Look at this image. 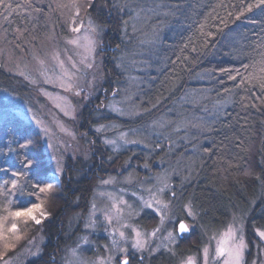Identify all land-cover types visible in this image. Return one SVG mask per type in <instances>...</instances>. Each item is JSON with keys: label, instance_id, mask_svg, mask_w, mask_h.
<instances>
[{"label": "trees", "instance_id": "trees-1", "mask_svg": "<svg viewBox=\"0 0 264 264\" xmlns=\"http://www.w3.org/2000/svg\"><path fill=\"white\" fill-rule=\"evenodd\" d=\"M7 3L14 10L5 13L0 8V45L6 53L16 56L28 55L46 43L52 33L69 35L70 22L76 18V8L69 5L73 0ZM254 3L255 0H93L91 8H82L99 27L105 46L107 95L120 90L132 76L142 80L136 100L142 114L135 126H148L150 120L157 121L171 112L201 118L198 125L194 120L189 124L192 138L179 150H188L193 163L180 168L171 178L179 196L175 207L180 217L186 219V203L197 213L196 240L199 225L220 228L236 213L246 217L250 234L255 236L257 228L264 229V93L252 86L254 82H245L252 73L260 75L259 69L264 66V6L245 11L236 19L241 10ZM135 11L140 12V18L148 15L141 19L142 27L138 22L142 33L133 32L130 25ZM23 82L0 62L1 90L17 93ZM90 118L92 122L87 121L86 127L89 130L95 124L94 116ZM103 120L120 121L116 116ZM90 135L96 139L93 131ZM158 139L165 142L162 137ZM166 141L169 144L165 142L163 147L161 142L151 146L155 148L152 154H148L149 149L134 155L132 151L114 152L98 139L101 146L91 158L92 168L83 166L81 160H69L62 178L66 187L40 194L43 201L50 199L52 215L45 222L47 243L43 256L29 264H56L54 256L70 243L68 221L85 209L99 174L117 175L129 161L130 167L142 176L141 165L148 163L154 169L155 161L166 159L173 144L169 138ZM25 144L28 146L21 147ZM193 147L196 155L190 153ZM28 161L32 162L31 168L25 167ZM248 170L252 175H244ZM12 171L26 174L28 191H35L27 181L37 173L51 177L40 134L21 118L6 115L0 117V183L13 179ZM10 198L12 207L17 206V200L40 202L35 196L21 197L19 193ZM0 202L6 203V198L0 196ZM153 217L146 212L140 222L147 225ZM198 250L199 245L185 237L174 252L152 255L150 264H173Z\"/></svg>", "mask_w": 264, "mask_h": 264}, {"label": "rangeland", "instance_id": "rangeland-1", "mask_svg": "<svg viewBox=\"0 0 264 264\" xmlns=\"http://www.w3.org/2000/svg\"><path fill=\"white\" fill-rule=\"evenodd\" d=\"M84 3L85 1L79 0L80 5ZM82 8L83 6H80L79 16L75 14L76 23L73 24V20L70 22L69 35L63 37L52 33L46 43L34 48L28 55L16 56L11 52L6 53L4 46L0 45V62L4 63L9 73L24 80L17 93L0 89V117L6 115L19 117L40 134L51 176L56 174L59 177V184L54 191L66 187L62 178L66 174L69 160L73 163L81 160L82 165L89 168L94 166L91 158L97 146H101L97 143L98 139L114 152L132 151L134 155L149 149L148 154L150 152L152 154L155 148L151 149V146L154 147L161 142L159 137L165 142L169 138L173 144L165 160L159 159L153 163L156 166L154 169L148 163L141 165L142 176L136 173V169L130 167L129 161L117 175H98L100 177L95 182L85 209L72 215L68 221L67 236L70 243L63 248L62 253L54 256L57 258L56 264H99L100 260L108 264L110 256L113 257L111 264H118L117 260L121 261L125 253L113 246V238L128 249L127 255L133 253L138 257L148 258L161 251L174 252L181 239L177 232L178 223L181 221H185L189 227V232L183 237H187V241H191L195 246L199 245V250L173 264H187L189 257L195 264H203L205 247L209 248V264H212L211 256L215 254L216 241L229 226L240 229L247 242L244 264H264V241H260L256 234L254 236L249 233L246 217L240 213L233 214L229 222L220 228L199 225L197 229L199 239L196 240L194 233L199 221L197 213L191 208L195 218L188 216L186 208L191 205L186 203L183 207L186 219L180 217L181 214L175 207L179 196L173 188L171 178L180 168L193 163L187 155L188 150L184 152L179 150L182 148L181 144L187 145L192 138V133L188 130L189 124L194 120L198 125L201 118L199 116L190 118L182 116V112H171L161 116L157 121L150 120L148 126H135L136 119L142 114L136 103L142 80L139 76H132L126 83L121 84L120 90L111 92V96L107 95L109 92L104 89L105 46L102 45L99 27L96 32L89 29L90 18L85 15ZM139 13L135 11L130 21L135 33H142L141 19L148 17L144 14L140 18ZM80 25L83 27L79 33L72 31L73 27ZM85 36L95 42L92 51L83 47ZM0 37L3 39V36ZM70 40H78L79 43L71 44ZM88 64H91V67H87ZM90 116L95 118V124L93 126L90 124L91 130L86 128L87 121L92 122ZM109 116H116L120 121L103 120ZM97 128L101 131L97 132ZM91 131L96 134L97 140H92ZM106 140L115 143L107 144ZM164 143L161 142L160 147H163ZM190 153L196 155V148L193 147ZM157 166L160 169H157ZM96 171L101 173L102 170ZM145 202L151 203L152 207H145ZM114 203L121 210L119 223L112 208ZM165 204L166 208L163 207ZM51 210L52 204L48 198V201L44 200L47 219L40 225L32 222L27 225L21 224L19 238L10 234L7 247L5 241L0 240V264H29L43 256L47 243L45 222L50 219ZM146 212H150L154 217L147 220V225H143L140 218ZM105 215L113 217L111 224L105 220ZM90 220H94L95 224L93 227H86ZM122 224L129 227L123 228ZM118 228L125 232V240H120L118 234L113 237V232ZM134 228L147 240L148 248L143 252L132 248L135 240ZM156 229L159 231L152 236L151 233ZM169 232L176 236L175 242L168 238Z\"/></svg>", "mask_w": 264, "mask_h": 264}, {"label": "snow or ice", "instance_id": "snow-or-ice-1", "mask_svg": "<svg viewBox=\"0 0 264 264\" xmlns=\"http://www.w3.org/2000/svg\"><path fill=\"white\" fill-rule=\"evenodd\" d=\"M93 5V0H85V3L82 5L84 8H91ZM73 7L77 8L76 15L79 16V0H73ZM264 6V0H255L254 4L248 5L246 9L240 11L239 15L236 16V19L239 20L242 15H244L245 11H252L253 8H259ZM0 8L4 9V12L7 13L10 10H14L12 4L7 3V0H0ZM231 15V13H229ZM7 18V17H6ZM75 24V20L72 21ZM127 21H125V24ZM89 29L92 32H96L97 27L93 24L92 20L89 19L88 22ZM83 25L73 27L72 31L79 33ZM85 47L86 50L92 51L94 41L89 37H84ZM69 43L71 44H78V40H70ZM83 62V61H82ZM87 67H91V64H88ZM260 75H256L255 73L250 74L247 78H245L246 83H252L253 87H259L260 91L264 93V66L259 69ZM230 79L235 80V76H230ZM79 95V93H77ZM67 115V113H65ZM97 132H100L101 129L97 128ZM123 139V137H121ZM134 142V141H133ZM105 143L107 144H114L115 141L106 140ZM28 145H21V147H27ZM25 167L31 168L32 162L28 161L25 164ZM5 174H8V170H3ZM59 171V169H58ZM244 175L250 176L252 175L251 171H245ZM11 176L14 177L13 179H5L2 183H0V196L6 198V203L0 202V240L5 241V246L7 247V241L10 239V234L12 237L19 238V231L20 225L24 224L27 225L29 222H32L36 225H40L44 219H47L48 213L44 211V201L40 194H48L51 193L59 184V177L56 174H53L51 177L47 176V174H40L37 173L32 180L27 181V185L30 186L31 189L35 191H28L26 188V174L23 171H12ZM256 179H260L259 176ZM107 183V181H105ZM8 186L6 189L5 186ZM19 193L21 197L27 196H35L36 200L40 201L39 203L35 201H28L24 202L21 200L16 201V207H12L13 200L10 198L11 196L16 195ZM175 195V193H173ZM122 203V202H121ZM159 204L160 201H157ZM145 207H152L151 203L145 202ZM163 207H167V205H163ZM112 208L116 212V221L119 223V217L121 215V210L117 207L114 203L112 204ZM187 215L195 218V214L191 209V206H187ZM105 220L111 224L113 222V217L105 215ZM161 223H163V215L161 217ZM95 224L94 220H90V222L86 225V227H93ZM121 227L127 228L129 225L122 224ZM178 230L180 234H184L189 232V227L184 222L178 223ZM159 229H156L151 233L152 236L156 235ZM135 233V240L132 243V248L136 249L137 251L143 252L147 250L148 243L146 239L142 238L141 233L133 229ZM119 235L120 240H125V232L120 231L119 228L113 232V237ZM256 236L259 237L260 241H264V230L256 229L255 230ZM168 238L171 239L173 242L176 241V236L173 232L168 233ZM216 239V237H213ZM85 242L86 239H85ZM112 244L114 247H117L120 252L125 253L122 257L120 264H129V257L127 256L128 249L123 247L119 244L115 238L112 240ZM248 245L247 242L242 234L240 229L235 228L234 226H229L227 230L223 233L222 237L216 241V248L215 254L211 256L212 264H244V255ZM113 257H108V264H111ZM143 257H141V260ZM210 261V251L209 248L205 247L203 249V264H209ZM99 264H105L104 260H100ZM187 264H195L194 260L189 257L187 260Z\"/></svg>", "mask_w": 264, "mask_h": 264}, {"label": "flooded vegetation", "instance_id": "flooded-vegetation-1", "mask_svg": "<svg viewBox=\"0 0 264 264\" xmlns=\"http://www.w3.org/2000/svg\"><path fill=\"white\" fill-rule=\"evenodd\" d=\"M183 222V221H182ZM185 222V221H184ZM188 225V224H187ZM181 238V237H180ZM184 238V237H183ZM183 238H181L180 239V241H179V243L176 245V247L181 243V241H183L184 239ZM130 259H129V264H138L139 262L141 263H143V264H150V259L152 258V256H150V257H146V256H144L143 257V259L141 260V256H136V255H134L133 253H129L128 255H127ZM117 263L118 264H120V259H118L117 260Z\"/></svg>", "mask_w": 264, "mask_h": 264}, {"label": "water", "instance_id": "water-1", "mask_svg": "<svg viewBox=\"0 0 264 264\" xmlns=\"http://www.w3.org/2000/svg\"><path fill=\"white\" fill-rule=\"evenodd\" d=\"M183 222H184V221H183ZM184 223H186V222H184ZM186 224H187V223H186ZM177 232H178V235H179L181 238H182L183 235L185 234V233H184V234H180V233H179V230H177ZM187 233H188V232H187Z\"/></svg>", "mask_w": 264, "mask_h": 264}]
</instances>
